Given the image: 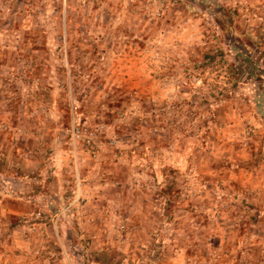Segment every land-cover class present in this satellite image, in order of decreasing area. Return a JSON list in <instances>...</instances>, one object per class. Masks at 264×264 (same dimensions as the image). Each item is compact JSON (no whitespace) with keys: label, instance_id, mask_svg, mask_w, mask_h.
Instances as JSON below:
<instances>
[{"label":"rangeland","instance_id":"obj_1","mask_svg":"<svg viewBox=\"0 0 264 264\" xmlns=\"http://www.w3.org/2000/svg\"><path fill=\"white\" fill-rule=\"evenodd\" d=\"M263 140L264 0H0V264H264Z\"/></svg>","mask_w":264,"mask_h":264},{"label":"trees","instance_id":"obj_2","mask_svg":"<svg viewBox=\"0 0 264 264\" xmlns=\"http://www.w3.org/2000/svg\"><path fill=\"white\" fill-rule=\"evenodd\" d=\"M220 25L227 41L228 39L234 40V32L232 31L233 23L231 22V24L229 23V25H227L224 21H220ZM238 61L239 60H237V62ZM249 149L251 152V158L250 161L247 162L246 166L257 167L262 164L264 162V140L260 144L250 143Z\"/></svg>","mask_w":264,"mask_h":264}]
</instances>
